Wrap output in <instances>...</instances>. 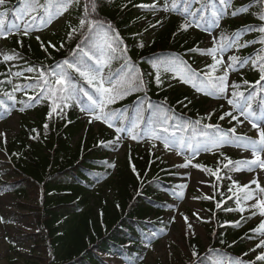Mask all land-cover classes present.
Listing matches in <instances>:
<instances>
[{
    "label": "trees",
    "instance_id": "1",
    "mask_svg": "<svg viewBox=\"0 0 264 264\" xmlns=\"http://www.w3.org/2000/svg\"><path fill=\"white\" fill-rule=\"evenodd\" d=\"M42 1L46 8V0ZM52 1L53 4L58 2ZM154 1L156 5L167 6L175 2L178 10H183L182 0H71L67 6L69 21L50 38L42 39L32 31L26 36L22 31L7 35V55H14L13 61L17 60L19 65L0 60V82H3L0 83V100L6 102L11 113L21 106L33 111L37 119L24 121L20 133L9 145L6 173L10 176L8 180L0 178V193L14 192L19 195V211L34 225L33 230L24 232L26 240L32 243L34 260L31 264H116L111 260L114 257L124 258L125 264H141V257L144 258L152 246L161 244L162 237L170 229V221L164 220L163 216L169 211L170 200L174 199L180 186L175 182L177 167L165 158V150L156 143L145 146L142 142L146 131L156 122L155 112L160 106L164 107L169 117V130L165 134L170 137L176 135V130L182 129L179 127L186 122L183 130L191 137L193 146L202 139L211 140L233 127L236 129L235 125L228 128L218 124L222 121L220 116L226 111L215 109L209 112V117L206 113L209 97L196 99L192 91L171 82L175 73L166 71L162 65L154 66L179 56L193 67L199 64L198 55L204 51L201 49L204 31L199 35L189 29L182 30L183 14L182 19L170 13L171 18L161 20L152 18L150 12L142 11L148 7L141 5H152ZM188 2L200 7L197 0ZM201 3L207 6L206 18L211 20V8L213 5L216 7L219 0H201ZM234 6L244 10V21L241 24L230 20L220 39L227 45L233 36L249 33V39L238 42L237 53V57L246 61L237 68L248 69L244 77L236 79L234 84L239 87L233 91L244 93V98H239L241 104L255 93L252 108L259 117L264 110V81L260 85L255 82L261 76L259 58L264 57V33L258 30L264 26V20L260 19L264 16V0H244ZM19 10H24V0H6V4L0 6L5 29L10 20L17 21ZM40 13L45 15L44 8ZM81 19L105 24V28L98 29L93 36L97 42L102 40L105 31L109 38L119 33L122 41L108 63V79L121 88L132 87L105 109L106 112H115L111 122L120 125L121 133L136 136L137 144L128 145L122 158L109 157L115 143L108 144L122 134L112 133V127L106 123L96 130L93 122L81 119L78 106H89L91 103L83 92H77L68 106H61L62 111L57 108L50 118L49 112L55 105L50 98L41 95V88L15 92V103L3 95L6 91L11 92L16 85L12 80V70L25 73L34 68L39 74L42 70L47 73L70 58L77 44L83 47L89 31L87 25L80 29ZM145 19H150V23H143ZM27 24H30L29 30L41 27L36 20ZM108 24H111V30L107 28ZM150 24L157 29L149 30ZM250 27L256 30L250 31ZM72 28H76L77 32L72 39H68ZM48 42L55 44L56 48L49 47ZM248 42H252L253 46L246 45ZM61 44L63 47H60ZM113 46L116 47L115 44ZM125 47L126 52H122ZM252 61H257V64L253 65ZM90 63L94 64V61ZM232 64L235 67L234 62ZM71 74L79 83V89L99 99V93L79 74ZM245 80L249 83L244 84ZM29 97L33 99L29 100ZM8 115L5 108L0 107V119ZM207 124L218 125V128H205ZM202 132L207 135H202ZM237 161L243 160L223 151L214 159L199 163L204 166L213 189L212 199L199 196L209 216L207 246L200 238L188 236L181 230L171 240L165 263L159 264H213L217 260L228 264H248L249 261L264 264L248 255V238L253 232L251 230L259 224L251 223L241 228L239 225L245 224L248 218L238 220L239 224L231 223L234 222L231 211L241 209L244 194L250 190L238 187L242 185L233 184L230 180L242 165ZM217 169L220 179L212 174ZM29 191L35 192L34 199L23 200ZM218 203L220 208H217ZM8 264H17V260L10 259Z\"/></svg>",
    "mask_w": 264,
    "mask_h": 264
},
{
    "label": "snow or ice",
    "instance_id": "2",
    "mask_svg": "<svg viewBox=\"0 0 264 264\" xmlns=\"http://www.w3.org/2000/svg\"><path fill=\"white\" fill-rule=\"evenodd\" d=\"M71 3V0H58V2L55 4L56 13H52L51 9L53 5L50 3L46 8L44 5L40 4L39 0H24V15L30 16V19L32 21L37 19V16H31L30 14L33 12H37L38 9L44 8L45 12L48 14V20L47 22H51L52 16L54 14H59L62 11L67 10L68 4ZM197 3H200V7H195L193 4H190L188 0H182L183 5V11L182 14L185 16V22L180 25V28L182 30H187L189 27H192L195 25L196 27H201L203 25H207L209 23L208 19L206 18V10L207 6L203 3H201V0H197ZM230 3V0H219V4L222 5V9L217 10L215 6L213 5L211 8V24L215 27H219V21L222 15H224L227 12L228 5ZM6 4V0H0V6H3ZM93 10L95 9V4L92 5ZM141 7H150V8H156L157 5L154 3L152 5H141ZM85 9L87 11V5L85 6ZM164 10H169L167 4L164 5ZM171 10L175 11L177 10L176 3L173 2L171 6ZM238 13L236 11L232 12V15L235 16ZM4 13H0V16H3ZM191 17V20L188 18ZM261 20H264V16H260ZM87 25L89 35L85 38L84 46L82 47L81 44H77L76 48L72 51L70 54V58H66L62 61L61 64L57 65V70L53 71L51 73V79L46 78L45 72L42 70L40 73V76L43 81V87L41 89V95H47L55 105L51 111L49 112V118L51 117L52 113L57 111V108H61V106H68V102L73 99L74 95L77 92H83V95L87 97V99L91 102L90 105L87 108H82V111H86L89 113L90 118L94 120H103L104 123H106L109 127H113V124L111 123L112 118L116 115L115 112H106L105 109L108 104L114 103L117 98L122 97V95L127 94L129 90H131L132 85H129L128 87L121 88L117 84L112 83L111 80L108 81V86H106L105 78L103 76V68L106 66L112 56L116 53L117 48L119 47V44L122 43V41L119 38V33L115 34L114 38H109L108 32L105 31L103 33V39L100 42H97L93 39V36L96 34L98 29H104L105 24L101 21L97 20H85L81 19L79 22L80 29H83ZM30 27V24H26L24 27L23 34L26 36L28 35V29ZM154 27V26H153ZM108 29H112L111 24L107 25ZM206 31H209V34L211 35L210 30L205 27ZM249 30H256L252 29L251 27ZM258 30L262 33H264V26H260ZM10 31V30H9ZM77 32L76 28H72L71 31L68 33V39H72L73 35ZM8 31L4 28V21L3 19H0V37L7 38ZM39 40V37H37ZM215 37H213V41H215ZM238 39V36H233L229 43L227 45H224L221 43L219 50L222 52L224 47H232L235 40ZM116 45L114 47L113 45ZM48 46L52 48H56L55 44H52L51 42H48ZM143 46L142 44L140 45ZM42 47L44 45L42 44ZM60 47H63V44L60 45ZM85 47L87 48V51H85ZM126 47L122 50V52H126ZM196 49H189V51H195ZM45 51H47V48H45ZM210 54L213 55V59L215 61L212 65H207L206 67L210 69L211 71H204L198 73L197 70L191 69V67L182 60L179 56L170 58L165 61H160L159 64L154 65L156 67L164 66L166 71H171L173 73H176L177 77L183 82V83H191L194 88H196L197 91H205L210 90L208 94L211 95H222L224 94L228 87V75L229 72L227 69H233V64H228L227 68L224 70L223 75L216 76L214 75V71L216 68V65L222 62V57L217 60L215 53L217 49L213 47L212 49L208 50ZM15 58L14 55H4L3 59L4 61H10ZM231 61L234 62L235 67H239L240 65L246 63V61L241 60L237 56H232ZM91 61H94V64L90 63ZM253 65L257 64V61H252ZM96 65H99L100 67H96ZM33 69L29 68L28 71H32ZM75 72L79 74L80 77H82L89 85H91L97 93H99V99L94 98L93 95H91L89 92L84 91L83 89L77 88L76 84L73 82L74 77L72 76L71 72ZM259 70L261 72L260 79L255 82L256 85H260L261 81H264V57L259 58ZM15 75L19 76L21 73H15ZM203 77V78H202ZM206 78V79H204ZM156 81L159 84L160 83V76L159 73L156 75ZM198 81V82H197ZM3 83V82H0ZM39 83V81L37 82ZM244 84H248V81H243ZM143 84V81H140V85ZM25 87H31V85H27ZM231 87L233 89L238 88V85L232 84ZM264 90V89H262ZM21 91L20 85H15L11 92H4L3 95L7 97L8 100L16 102V97L14 95L15 92ZM25 95H27V92H25ZM255 93L250 94L248 97L245 98V102L243 104L240 103L239 98H244V93L240 91H232L231 97L227 98V103L229 105H232L234 109L238 110L239 116L234 114L233 111L225 112L223 115L220 116V119L223 120L225 116H228L233 121H237L238 123H244V120H247L253 129H256L258 133V138L253 139L251 137L247 136H237L235 142L241 143V146L250 149L252 152V158L249 160H243V161H237V164H243L245 165L249 171H252L254 169H258L260 172H264V158H262L261 153H264V127L261 125H264V110L260 112L259 115V122H256L257 116L256 113L253 111L252 108V101L255 97ZM39 97H37L38 99ZM32 97H29V100H32ZM59 101V103H57ZM0 107H4L6 110V114H11V109L6 104L4 100H0ZM24 109L21 108L20 111H23ZM155 115L157 117L156 122H154V125L151 129L148 130L146 134L150 135L152 139L159 140L163 143V146L166 150L171 149L172 147L177 148V155H180L181 152L179 151L180 148L183 147L184 141L181 140L178 144L173 141L171 138H169L166 135H162L163 133L168 132V115L166 114V110L163 106H160L158 109H156ZM209 117L211 116V113L208 114ZM244 117V120H240L239 117ZM139 123V120H138ZM196 123H200V121H196ZM205 128H218V125H212L207 124L204 125ZM45 128H47V124H45ZM35 131V130H33ZM122 131L121 128H116V132L120 133ZM231 133L235 134L236 129L233 127L229 130ZM202 135H207V133L202 132ZM6 134L0 133V136H4ZM133 139H136V136H132ZM120 137L117 135L115 141H109L108 144L113 143H119ZM233 142L231 138L228 136V134H221L217 136L214 139L210 140V146L211 147H218L222 143H230ZM101 143H104L103 141ZM155 147V145H153ZM191 147V145H189ZM209 148V145H205V149L207 150ZM193 151L198 154L197 149H193ZM231 163V161H229ZM192 164L191 159L188 157H185V163L182 165H178V167H188ZM198 168H203L202 165H196ZM208 171H211L210 169ZM219 172V169H217L216 172H213V175H217ZM217 179H220V177L217 175ZM233 184H236V181H233ZM249 184H256V188L258 189V192L260 194H264V187H262L257 179H252L249 181V183H246L242 186L238 185V187H243L244 189L249 188ZM180 187H185L184 185H181ZM229 191L231 192L232 189L229 188ZM208 199H212V197H207ZM231 198V197H230ZM252 193L251 192H245L244 199H251ZM239 203V198L238 201ZM221 205L218 203L217 208H220ZM252 211L251 216H256L259 214V216H264V199H257L256 202L251 205ZM226 211H231L232 209H225ZM245 209L241 208L240 211L243 212ZM258 210V212L256 211ZM196 215V214H194ZM184 221L187 223L188 218L186 216L183 217ZM175 220V217H173V221ZM229 223V222H225ZM233 224H239V221L231 222ZM188 228L191 229L192 225L188 223ZM253 232H261L264 233V220H261L257 228L252 229ZM153 236L155 233L152 234ZM256 249H261L258 255H256L255 260L259 262H264V239L260 240V242L256 245L255 249H251V251L255 252ZM195 254V253H193ZM246 255V254H245ZM143 259V257H141ZM248 264H254L253 261H249Z\"/></svg>",
    "mask_w": 264,
    "mask_h": 264
},
{
    "label": "rangeland",
    "instance_id": "3",
    "mask_svg": "<svg viewBox=\"0 0 264 264\" xmlns=\"http://www.w3.org/2000/svg\"><path fill=\"white\" fill-rule=\"evenodd\" d=\"M240 1V0H237ZM50 3H48L49 5ZM217 10L222 9L221 5H216ZM52 13H56V8L52 7ZM147 11V9L145 10ZM168 10H164V8H158L154 10L155 17H161L162 15L166 14ZM32 14H37V12H33ZM68 10L62 11L59 14H54L52 16L51 22H47L48 14L46 18H43L41 15H38L37 25L41 26L42 28H35V33L40 34L42 39L50 38L53 32H58L65 27L66 20H67ZM231 14L230 8H227V12L222 15L221 17H227ZM238 17V16H237ZM2 16H0V19ZM30 19V16L24 15V13H18V21L20 25L27 22ZM191 20V17L188 18ZM149 20H147L148 22ZM223 19H221V22ZM225 25V23H221ZM195 26V25H193ZM203 27V24L202 26ZM152 26L150 27V29ZM212 28V27H211ZM17 27L13 26L10 27L7 31H17ZM44 29V30H43ZM149 29V30H150ZM10 30V31H9ZM218 33L219 31L215 28H212L211 35L208 33L206 36V45L211 46L212 48L215 47L217 49L215 56L216 59L219 60L221 57L222 62L216 65L215 72H224L227 68V65L230 64V58L235 54V50L233 48H225L221 52L218 46ZM213 37H215V41H213ZM4 42V41H3ZM3 49V46H0V51ZM4 54L2 55V57ZM210 65L214 64L215 61L213 59V55L210 56ZM54 71V70H53ZM52 71V72H53ZM51 77V73H49ZM103 76L105 81L107 80V72H103ZM18 77V76H16ZM31 78H34L35 81L33 83L38 82V77L36 75H31ZM228 79H232V73L229 72ZM24 79H17V82L21 84ZM180 80L177 76L173 78V81ZM74 82V81H73ZM75 83V82H74ZM76 84V83H75ZM179 85L189 86V83H183L180 81ZM228 91V89H227ZM199 94L208 95L209 90L205 91H198ZM46 96V95H43ZM227 98L230 96L226 95L224 98L219 97V99H214L210 102L212 107H215L218 111H233L234 114L239 116L238 110L234 109L232 105L227 103ZM85 106L83 108H87ZM21 108H17V110L7 119L0 120V133H4L6 135L0 136V178H5L8 180L9 173L6 174L7 169V162L9 160V145L13 142L14 138L19 134L21 130V123L24 120V114L20 111ZM80 111V109H79ZM81 116L84 120L89 122H94L93 126L96 130H99L100 127L104 126L103 120H94L90 118L89 113L86 111L81 112ZM228 116L224 118L223 121H226ZM240 120H244V117L240 116ZM237 122V121H235ZM256 122H259V118H257ZM187 123H182L180 128H184ZM264 127V125H261ZM120 127L119 125L114 127ZM186 128V127H185ZM238 134L243 137H251L253 139L258 138V133L256 129H253L251 124L244 120V123H238ZM113 132V130H111ZM165 134V133H164ZM163 134V135H164ZM228 136L231 138L233 142L230 143H222L218 147H211L210 143H202L198 145L199 147L195 148L198 151L196 154L192 147H189L190 144V137L187 136L184 142V147L180 148L179 151L181 152L180 155H177V148L174 146L169 150H166L167 154L166 157L169 159L172 165H182L185 163V157L191 159L192 164L188 167H179L177 176L175 181L180 185H184L176 194L175 199L171 202L170 210L164 214L166 220L171 222V225H174V228L171 232V235L168 234L162 239L161 244L157 246H152V248L148 251V253L143 258L141 264H159L164 262L167 257V249L171 245V240L174 236L177 235L179 231H185L187 234L199 236V238L206 243V224H207V216L205 213V209L200 204L199 198L197 194H200L205 197H210L212 194V188L210 186V180L205 173L203 168H198L196 165H200L198 162L201 159H214L217 152L220 150H227L228 152H234L236 156L241 157L245 160H249L252 158V152L250 149H247L241 146V143L235 142L237 135L228 132ZM167 136V134H165ZM177 144L183 140L182 134L174 135L173 137H169ZM123 139V138H122ZM122 139L119 143H115L111 147V155L113 157L122 158L124 155L123 153L126 150V144H134L133 140L128 139L125 144L123 143ZM153 140V139H152ZM76 141V140H75ZM74 141V142H75ZM205 145H209V148L206 150ZM262 158H264V153H261ZM257 179L258 183L264 187V172H260L258 169H254L249 171L245 165H241L239 169L232 175V181L240 182L241 185L249 183L252 179ZM249 188H251L250 192L252 193L251 199H245L242 206L244 207V211L241 212L240 210H233L231 213L234 215L233 221L240 220L245 216L254 211L251 205H253L257 199H264V194H260L258 189L256 188V184H249ZM35 192L29 191L27 196H23V200H32L34 199ZM18 198L19 195L11 192H3L0 193V264H8L10 259L17 260V264H31V261L34 260L33 251H32V243L25 238V231L26 230H33L34 225L31 220L27 219L22 213L19 211L21 208L18 205ZM36 198V196H35ZM258 212V210H256ZM196 214V215H194ZM186 216L188 218L187 223L184 221L183 217ZM173 217L175 220L173 221ZM261 220H264V216H256L251 217L249 220L244 221L245 224H241V228H245L249 226L251 223H260ZM188 223L192 225V228H188ZM238 226V228H239ZM177 237V236H176ZM264 239V233L261 232H254L252 233V237L249 239L251 242L248 246L253 244V249L256 248V245L260 242V240ZM261 249H256L255 252L252 251L251 255L256 256L259 254ZM107 258L111 259L109 256ZM116 264H125L124 258H112L111 259ZM214 264H226L223 262H216Z\"/></svg>",
    "mask_w": 264,
    "mask_h": 264
}]
</instances>
